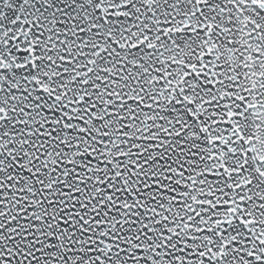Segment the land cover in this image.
<instances>
[{"label":"snow or ice","instance_id":"obj_1","mask_svg":"<svg viewBox=\"0 0 264 264\" xmlns=\"http://www.w3.org/2000/svg\"><path fill=\"white\" fill-rule=\"evenodd\" d=\"M0 264H264V0H0Z\"/></svg>","mask_w":264,"mask_h":264}]
</instances>
